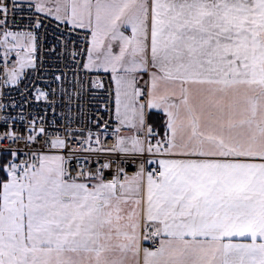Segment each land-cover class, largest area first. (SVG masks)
<instances>
[{
	"label": "snow or ice",
	"instance_id": "1",
	"mask_svg": "<svg viewBox=\"0 0 264 264\" xmlns=\"http://www.w3.org/2000/svg\"><path fill=\"white\" fill-rule=\"evenodd\" d=\"M0 264H264V0H0Z\"/></svg>",
	"mask_w": 264,
	"mask_h": 264
},
{
	"label": "built area",
	"instance_id": "2",
	"mask_svg": "<svg viewBox=\"0 0 264 264\" xmlns=\"http://www.w3.org/2000/svg\"><path fill=\"white\" fill-rule=\"evenodd\" d=\"M109 143H112V140L111 139H109V141H108Z\"/></svg>",
	"mask_w": 264,
	"mask_h": 264
}]
</instances>
